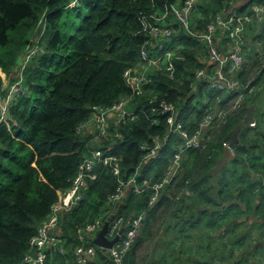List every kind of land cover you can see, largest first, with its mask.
<instances>
[{"label":"trees","instance_id":"trees-1","mask_svg":"<svg viewBox=\"0 0 264 264\" xmlns=\"http://www.w3.org/2000/svg\"><path fill=\"white\" fill-rule=\"evenodd\" d=\"M176 0H78L70 6L69 0H0V73L12 82L19 65L16 61L24 54L36 31L43 30L40 46L43 53L35 56L24 68L22 76L27 94L16 100L11 109L9 130L0 126V264H18L28 251V242L37 227L46 218L50 206L57 201V192L68 188L76 175L83 157L93 149L105 155L120 158L119 179L136 177L142 181L158 183L167 173L174 145L166 144L156 157L144 159L139 145H151V138L165 132L163 116L153 115L150 100L177 105V119L190 122L189 133L197 129L204 111L214 107L216 98L224 102L231 94L213 92L202 82L194 80L200 44L188 37L178 26L171 45H181L182 61L175 62L173 80L155 74L152 82L143 87V93L134 99L130 108L138 112L133 122L111 126L100 143H95L96 132L87 129L78 134L76 128L94 114L95 108L109 107L128 97L123 73L136 67L139 51L145 40L140 33L138 18L144 11L159 9L164 3ZM229 0H209L199 8L201 26L209 22L214 13L230 7ZM264 5V0H244ZM236 13L245 6L235 8ZM247 41L263 43L258 54L248 52L238 79L258 92L225 125H215L206 132L204 151L189 152L181 171L162 190L153 207L148 206L152 191L147 188L139 194L129 191L115 205L109 198L117 190L115 176L109 169L96 167V179L87 181L78 205L59 220L66 249L79 245L77 230L94 220L114 213L123 218L124 225L144 212L139 235L122 264H136V256L155 236L160 227L175 230L178 220L187 224L193 205L194 178H210L215 159L228 142V133L255 108L256 127L260 132L264 123V22L249 28ZM263 66V67H262ZM3 81L0 76V93ZM193 85V86H192ZM192 86V87H191ZM206 95V98H205ZM206 101V103H204ZM142 112V113H139ZM159 120L152 125L151 120ZM118 133L112 139L111 134ZM219 152L216 153L215 151ZM108 213V214H109ZM105 217V219H106ZM187 231V227L183 226ZM174 242V241H173ZM100 259H105L99 256ZM74 264L73 255L52 253L46 264ZM92 264H99L92 262ZM104 264H110L105 261ZM161 264H178L165 260Z\"/></svg>","mask_w":264,"mask_h":264},{"label":"built area","instance_id":"built-area-1","mask_svg":"<svg viewBox=\"0 0 264 264\" xmlns=\"http://www.w3.org/2000/svg\"><path fill=\"white\" fill-rule=\"evenodd\" d=\"M78 0H73L70 6H74ZM209 0H176L172 3H164L159 9L151 6L150 10L140 14L138 21L140 33L145 40L139 51V59L135 68L128 69L123 73L124 84L129 89V96L106 108H95L94 114L85 123L77 126L78 134L87 129L96 132L95 141H102L107 136L111 126L118 127L128 122H133L138 117V112L130 108L134 99L141 96L143 87L152 82L155 74H162L169 80L174 79L175 62L183 60L181 45H171L172 38L178 30L200 44L198 62L201 68L195 70L194 80L205 84L206 88L213 92L231 94L233 97L228 102L216 98L215 106L208 107L198 123L197 129L188 132L190 122H182L177 117L180 115L177 105L160 101L157 106V98L153 96L150 103L153 104V115L163 116L165 132L162 136L151 138V145H139L138 150L145 153V159L154 158L160 150L169 142L174 145L167 173L158 183L142 181L136 184L133 176L127 181L119 179L121 173L120 158L114 155H105L100 149L91 150L83 157L78 165L77 172L70 185L64 191L57 192V201L49 208L46 218L36 229V233L28 242V251L18 264H46L48 256L56 253L66 256L73 255L74 264H92L95 262L108 261L110 264H122L139 235L144 212L139 213L129 223L124 232L118 236L117 242L110 249H103L91 244L96 233L102 226V219H96L91 224L77 230L79 245L66 249L65 241L61 237L59 220L62 215L77 206L86 189L87 181L96 179L95 168L104 167L110 170L117 179V190L109 198L110 204L114 205L126 188L131 187L132 192L139 194L143 189L149 188L152 194L148 206L153 207L159 199L160 193L181 171L182 164L189 152L204 151L207 148L204 140L206 132L215 125H225L229 117L236 115L258 92L256 86H250V80L243 84L238 75L242 71L245 57L248 52L260 54L263 51V43L256 41L250 45L247 41L249 28L263 24L264 5L247 3L244 0L225 1L224 6L230 7L210 16L209 22L201 26L197 23L202 18L199 8L207 4ZM245 6V11L236 13L235 8ZM43 30H37L36 36L21 56L19 69L14 75L12 82H5L0 93V126H6L9 130V112L13 103L27 94L23 82V70L33 56L43 53L40 39ZM264 66V64H263ZM262 66V67H263ZM193 86V85H192ZM191 86V87H192ZM206 98V95H205ZM206 103V101H204ZM142 113V112H139ZM152 125H158L159 120L155 117L151 120ZM251 127L255 128V121ZM112 139L118 138V133L111 134ZM152 184V186H151ZM123 218L117 217L108 225L107 239L112 240L118 235L123 227ZM99 256L105 259H100ZM66 264H71L67 261Z\"/></svg>","mask_w":264,"mask_h":264},{"label":"flooded vegetation","instance_id":"flooded-vegetation-1","mask_svg":"<svg viewBox=\"0 0 264 264\" xmlns=\"http://www.w3.org/2000/svg\"><path fill=\"white\" fill-rule=\"evenodd\" d=\"M256 134L241 131L239 145L216 176L211 172L210 178H198L196 173L190 226L184 232L194 245L193 251L206 253L216 248L224 253L220 256L223 262L233 264H244L245 257L255 260L256 252L264 251V204L260 198L264 189V179L260 178L264 176V132ZM228 144L229 140L222 144L215 162Z\"/></svg>","mask_w":264,"mask_h":264},{"label":"rangeland","instance_id":"rangeland-1","mask_svg":"<svg viewBox=\"0 0 264 264\" xmlns=\"http://www.w3.org/2000/svg\"><path fill=\"white\" fill-rule=\"evenodd\" d=\"M70 2L72 0H69ZM35 56L32 57V59ZM32 59L29 61V63L32 61ZM28 63V64H29ZM254 75H251L248 80H251L253 78ZM258 110L261 112L264 111V108H260L258 107ZM9 117H10V123L9 126L12 122V118L10 116V112H9ZM4 126V125H3ZM263 127V126H262ZM6 128V126H5ZM263 129H261L262 131ZM249 132H251L252 135H257L256 132L254 130H250L248 128H244L242 130V133L247 134V135H251ZM260 133V132H259ZM264 171V169H263ZM193 176H196V173L193 174ZM261 179L263 178L262 176L260 177ZM260 198L262 200V203L264 204V189L262 190L261 194H260ZM193 202V201H192ZM185 226V227H189L190 226V222H188L187 224L185 223H181L180 220H178L177 222V227L175 230H170L171 228H166L168 226V224L164 225L165 227H160L156 232H155V236L152 239V241H150L147 245H145L138 253V255L136 256V260L135 263L136 264H161V262L168 260L170 263L173 261H176V263L178 264H195L193 261H191L193 259V256H197L201 261H203L204 264H229L230 261L227 260L226 261H222L220 259V252L216 251V248H213L211 251H207L205 252H197V251H193L192 250V245L189 244V237L187 233H184V227H182V230L180 229L181 226ZM183 231V232H182ZM188 231V229H187ZM181 240V242H180ZM174 241V242H173ZM186 242V244H184ZM181 255V258H179L178 256ZM207 255H210L207 256ZM258 255L260 256H264V252L260 251V253H258ZM192 257V258H191ZM205 259L207 261H205ZM210 260V261H209ZM249 260V257H248ZM246 260L244 263L246 264H263L262 261H264V259L262 258V260H251L248 261ZM210 262V263H209Z\"/></svg>","mask_w":264,"mask_h":264},{"label":"water","instance_id":"water-1","mask_svg":"<svg viewBox=\"0 0 264 264\" xmlns=\"http://www.w3.org/2000/svg\"><path fill=\"white\" fill-rule=\"evenodd\" d=\"M16 63L19 65L20 64V59H18L16 61ZM255 108L254 107H250L247 115L245 116V118L242 120V122H240L239 124H237L227 135V138L229 140V144L227 145V147L224 148L223 152H222V157L219 158L216 163H215V167L213 168L212 174L214 176H216L217 174H219V172L227 165V160L232 157V150L237 147L239 145L237 137L238 135L241 133V131L244 128H249L251 127L250 125L253 124L254 119H253V114H254ZM152 186V184H151ZM113 215H109L105 221V223L103 224L100 232L97 234V237L94 239V244L97 247L103 248V249H110L118 240V236L121 235L123 233V231L125 229L128 228V224H126L125 226H123L119 232L118 235L115 236V238L111 241L107 240L105 238V234L107 233L108 230V225L111 222V220L113 219Z\"/></svg>","mask_w":264,"mask_h":264},{"label":"crops","instance_id":"crops-1","mask_svg":"<svg viewBox=\"0 0 264 264\" xmlns=\"http://www.w3.org/2000/svg\"><path fill=\"white\" fill-rule=\"evenodd\" d=\"M72 1H73V0H72ZM69 2H70V1H69ZM20 58H21V57H20ZM0 76H1L2 81H3V84H2V85H3V87H4V83H5V82H8V83H9V81H8V79H6V77H5L3 74L0 73ZM254 113H255V112H254ZM253 119H254V121H255V123H256V119L254 118V114H253ZM259 129H260V132H264V123H263V127H260ZM261 129H263V130L261 131ZM94 142H95V143H100V141H95V139H94ZM144 157H145V156H144ZM144 159H145V158H144ZM263 179H264V176H263ZM131 190H132L131 187L126 188V190H124L122 196L126 195V193L129 192V191H131ZM63 191H64V190H63ZM118 201L120 202L121 199H118ZM116 202H117V201H116ZM116 202H115V203H116ZM121 202H122V201H121ZM114 205H115V204H114ZM108 213H109V212H108ZM108 213H106L108 216L111 215V214L114 216L113 219L111 220V221H113V220L115 219V215H114V213H109V214H108ZM108 216H107V217H108ZM105 217H106V216H102V217H100V218L102 219V226H103V224L105 223V221H106V219H107V217H106V219H105ZM98 219H99V218H98ZM102 226H101V228H102ZM101 228H100L99 231L96 233L95 238L97 237V234L100 232ZM125 230H126V229H125ZM107 231H108V230H107ZM123 232H124V231H123ZM61 236H62V234H61ZM95 238H94V239H95ZM105 238L107 239V233L105 234ZM136 238H137V237H136ZM94 239H93V241H94ZM113 239H114V238H113ZM113 239H112V240H113ZM107 240H108V239H107ZM93 241L91 242V244H94ZM109 241H111V240H109ZM94 245H95V244H94ZM95 246H96V245H95ZM130 249H131V248H130ZM217 252H220L219 256H222V255L224 254V253L221 252V251H217ZM263 252H264V251H263ZM246 253H248V251H247ZM256 253H257V258H256L255 260H260V261H261L262 258L264 259V256H260V255H258V253H260V251H258V252H256ZM178 257L181 258V255H179ZM191 258H192V257H191ZM192 260H193V262L196 263V264H202V262H203V261L199 260L196 256H195V257L193 256V259H192ZM192 260H191V261H192ZM246 260H248V257H245V261H246ZM205 261H207V260L205 259ZM209 261H210V260H209ZM248 261H249V260H248ZM93 262H95V260H94ZM154 262H156V261H153L152 264H153ZM262 262H263V264H264V261H262ZM209 263H210V262H209ZM99 264H104V262H100ZM211 264H213V263H211ZM229 264H233V263L230 262ZM242 264H243V263H242ZM244 264H246V263H244Z\"/></svg>","mask_w":264,"mask_h":264}]
</instances>
